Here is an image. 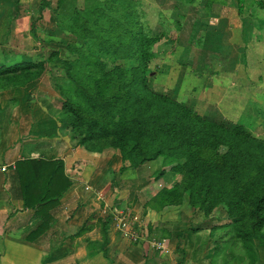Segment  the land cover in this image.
<instances>
[{
  "label": "trees",
  "instance_id": "obj_1",
  "mask_svg": "<svg viewBox=\"0 0 264 264\" xmlns=\"http://www.w3.org/2000/svg\"><path fill=\"white\" fill-rule=\"evenodd\" d=\"M45 9L56 16L58 29L74 40L68 44L55 41L65 44L70 58L62 59L58 51H52L37 62L4 63L0 65V91L42 78L51 72L46 64H62L55 88L62 99V120L78 145L87 152H118L121 173L162 159L164 168L157 179L166 173L176 178L172 186L152 196L149 209L185 204L195 215L201 214L204 226L189 229L194 232L195 246L211 241L218 229L209 219L215 210H223L227 238L221 241L216 251L219 258L213 264L218 259L225 264H258L256 242L264 247V139L238 123L227 126L209 120L175 97L152 90L153 47L164 36L151 34L143 26L136 0H56L54 8L49 0H41L38 12ZM38 19L31 20L30 29L37 40ZM25 164L47 175L38 178L35 172L30 183L31 188L39 187L38 180H46L42 196L33 204L38 215L46 214L70 186L64 177L63 189L55 192L63 164ZM24 207L30 204L25 202ZM46 228L43 221L28 236L29 241Z\"/></svg>",
  "mask_w": 264,
  "mask_h": 264
},
{
  "label": "crops",
  "instance_id": "obj_2",
  "mask_svg": "<svg viewBox=\"0 0 264 264\" xmlns=\"http://www.w3.org/2000/svg\"><path fill=\"white\" fill-rule=\"evenodd\" d=\"M171 1L176 2V0ZM18 2L19 0H0V28L6 23L7 13L10 12L12 15L8 23H11L13 29L18 21L17 10L19 13L20 10L21 12L31 10L32 6L28 0L22 1V9L17 6ZM167 2L169 3L170 0ZM172 5L171 3L170 6ZM174 6L175 9L176 5ZM235 9L238 12L236 3ZM207 11L206 20H193L189 38L185 42L189 46L195 43V47H198L199 43L203 44L200 38L197 39L198 36L192 39L191 31L197 27H207L212 37L218 38L220 35L221 40L225 41L222 45L224 53L219 59L226 65H222V68L215 73L202 69L193 71L192 63L186 65L184 70L177 69L175 64H173L174 68L167 66L161 71L158 89L154 91L176 96L181 100V95H185L187 91L195 94V90L198 89L199 93L206 85L204 91H209V86L222 89L227 85L229 87L224 90L225 98L221 100V103H224L222 108L224 115L230 114L231 111L236 113L238 109L253 110V104L254 106H257V102L264 104V100L258 99L264 97V74L261 71L264 54H258L256 51L264 44L259 42L258 37L253 36L249 44L245 46L246 41L243 40L241 45L240 27L244 29L243 22H236V33L232 29L234 34H229L230 29L220 32L219 28L227 29L229 26L218 27L215 18L219 17L210 13L209 8L201 10L204 13ZM171 14L172 12L168 15ZM21 17L20 19L23 20V16ZM170 20L173 19L168 18V21ZM251 22L252 27L258 25L255 19ZM175 27L182 29L179 25ZM258 28L261 26L259 25ZM14 34V31L8 33L9 37H13ZM158 34L164 36L161 41L172 37L175 42L174 47L166 55L177 59L178 56L174 51L179 48L184 51V46L187 45L181 41L185 36L175 34L173 38L172 34L166 36L164 31ZM2 43L4 46L5 42ZM245 47L247 49L244 51ZM195 55L197 57L198 54ZM191 56L188 57L192 59ZM6 57L0 56V63L4 64L5 61L12 64L15 60L12 58L11 61V57ZM155 57L157 58V54ZM208 57L210 56L206 58ZM235 71L240 80L235 78ZM50 73L46 72L42 78L24 87H10L0 91V167H7L6 172L0 171V264H155L149 260L150 248L149 252H146L144 247L122 237L116 232L110 220L113 209L120 210L124 208L123 206L132 205L136 200L135 196L142 193L134 189L136 191L134 198L121 195L126 191L124 190L128 186L126 184L133 185L128 179L137 177V173L141 171L129 170L125 172L128 173L127 176L120 174L122 163L118 152L109 150L102 153L87 152L78 145V139L66 128L62 120L60 96L54 91L55 87L45 83V78ZM179 75L181 78L178 77ZM226 76L229 82L235 80L236 84H226L223 80ZM255 79L258 81H255L254 85L245 84ZM190 86L192 88H189ZM245 94L249 95L247 103H244L242 98ZM189 97L192 100L194 96ZM227 98L233 102L232 106L227 102ZM27 161L63 164L61 168L63 172L57 174L59 180L56 193L63 189L64 177L70 181L68 189L60 193L46 214L38 215L37 207H33L39 196L43 194L42 184L46 180H38L40 186L35 185L36 188L34 186L31 188L30 183L35 172H38L36 174L38 178L41 174V178L46 179L47 175L43 170L36 171L27 166L25 164ZM25 202L30 204V207H24ZM115 202L117 206H113ZM149 212L156 213L146 207V213ZM43 221L46 222L47 228L34 240L29 241L28 236L42 225ZM185 264L193 263L187 259Z\"/></svg>",
  "mask_w": 264,
  "mask_h": 264
},
{
  "label": "rangeland",
  "instance_id": "obj_3",
  "mask_svg": "<svg viewBox=\"0 0 264 264\" xmlns=\"http://www.w3.org/2000/svg\"><path fill=\"white\" fill-rule=\"evenodd\" d=\"M22 1L23 0H19L17 5L20 6V9H22ZM28 1L30 2L32 8L28 12H21L20 10L19 13L17 10L18 21L16 27H13L14 30L11 28V23H8L9 17H12V15L10 12L6 14V23L0 28V42H5V45L2 46L0 50H4L6 53L5 57H11V61L12 58H15V60L12 61V64L28 61L37 62L44 59L52 51H58L60 53L59 57L62 59H69L70 55L65 49V44L71 42L74 43V40L70 36H65L62 31L58 29L57 18L51 10L45 9L41 13L37 12V10L39 11L41 0ZM49 1L51 7L54 8L56 0ZM80 2H82V0H80ZM136 3H139L137 4V8L141 14V23L145 28H149L151 34H158L164 31L166 36L172 34L173 38H175V34H179V36L184 35L185 38L181 42L184 45H187L184 46L183 52L180 48L178 49L179 51H174L178 56L177 59L166 55L169 50L174 47L173 44L175 42L172 37L160 41L153 47V52L154 54H157V58H154L149 67V83L152 90L158 89L160 82L158 78L162 74L161 71L166 69L167 66L170 68L173 66L174 68L173 64H175L176 68L178 67L177 69H185L186 65L189 66V64L192 63L194 65L191 67L193 71H199L202 69L209 73H215L222 68V65H226L223 60L219 59L223 56L224 47L222 45L225 41L221 40L220 35H218V38H214V36L212 37L207 27H197L191 31L192 39L198 36L197 39L200 38L203 44L199 43L198 47H195V43L189 46L186 44L187 42H185L189 38L190 26L194 23L193 20H206L208 11L207 13H204L201 12L202 9L209 8L210 13L219 17L215 18V22L218 24V27L229 26L227 29L219 28L218 30L220 32H226L230 29L231 32L229 34H234L232 29L236 33V22H243L245 25L244 29L240 27L241 45L243 44V40L246 41L244 42L245 46L249 44L250 39L253 36L258 37L259 42L264 44V0H243L241 5H238L237 0H190V2L187 0H176V2L170 0L169 3L167 0H140V2ZM171 3L173 4L172 6H170ZM235 3L237 4L239 14L237 9H235ZM174 5H176L175 9ZM171 12L172 14L168 15ZM21 16H23V20L20 19L22 18ZM38 17L39 19L35 22V29L37 30L39 38L37 40L30 34V29L31 20H35ZM168 18L173 20L168 21ZM254 19L258 23L256 27H252L251 21ZM178 25L182 29L175 27ZM259 25L261 28H258ZM12 31H14L16 35L14 34L13 37H9L8 33H11ZM49 38H54V40H52L53 42L50 41V43H48L47 39ZM167 40H170V42H166ZM55 41H62L65 44H63V46L55 43ZM263 48L264 46L262 45L260 46V49L256 50L258 54H264ZM246 49L247 48L245 47L244 51ZM195 52L198 54L197 57ZM192 54L193 56H191ZM208 55L210 57L206 58ZM188 56H191L192 59ZM3 62L5 63V61ZM0 65H2V63H0ZM62 67V64H57V66L55 64H46V69L50 70L51 73L45 78V83H50V85L54 88L56 82H60L57 80L59 77L56 76L62 74ZM261 71L264 74V64L261 66ZM234 76L240 80L236 71ZM178 77L181 78L180 75ZM190 79L193 80L192 78ZM223 80H225L228 85L236 84L235 80H230L229 82L228 76L223 77ZM255 81H258V79H255L253 82L249 80L250 83L245 82V84L254 85ZM228 87L229 86L226 85V88ZM189 88L192 87L190 86ZM206 88L207 85L204 89ZM226 88L221 89L216 86H209V91H204L202 88L199 93L198 89L195 90V94L187 91L185 95H181V100H179L176 96L174 97L183 105L192 108L193 111L209 120L223 123L227 126H232L238 123L250 130L252 135L264 139V104L257 102V106H254L255 104L252 105L253 110L238 109V112L236 113H232L231 111L230 114L224 115L222 112L224 103L222 104L221 100L222 98H225L226 93L224 90H226ZM231 88H234V86H231ZM219 90H221V92H217ZM54 91L57 95H59L57 88H54ZM189 96L194 97L191 100ZM242 98L244 103L249 102L248 94H245V97ZM258 99L264 100V97H258ZM60 100H62L61 97ZM227 102H229L231 106L233 105L232 101L228 100ZM163 168L164 164L162 163V159L143 165L139 168L141 172L137 173V177L128 179L132 181L130 182L133 183V185L131 186L130 184H126L128 185L127 188L124 189L126 191L121 194L122 196L126 195V197L133 196L134 198L136 193L134 189H138L137 191L142 192L135 196L136 200L133 201L134 203L132 205L123 206L124 208L127 207L132 212V215H136L138 217V226L143 230V235L147 239L145 242L142 241L136 244L144 247L146 252L150 251L151 259L149 260L150 262H155V264H174V262H176V264H185L187 259L191 260L193 264H213V260H215L216 257L219 258L216 255V251L220 248L221 241L227 238L226 232L228 228L225 230L222 227L224 225L223 223L226 221V216L223 210L217 209L211 215L209 221L211 225L213 224L217 226L218 230L210 238L211 241L209 240L207 245L202 246H200V241L199 244L195 246L196 239H194V232L189 229L203 227L205 224L204 219H202L201 214L195 215L193 210L187 205L184 204L177 207H167L163 210L154 207L152 210L156 212L155 214L151 212H149V214L146 213V206L150 207V203L148 202L152 196L155 195L160 188H169L174 184L176 177L173 173H166L157 179L159 174L158 172ZM116 173L117 171H115V174ZM120 174L127 176L128 173ZM126 178L127 177H124V179ZM146 182L147 184L142 187ZM133 198L130 197V199ZM115 204L117 203L115 202L113 206H117ZM205 222L207 223V221ZM202 234L205 240L207 238L206 236L208 231H205ZM153 243L157 246L159 245L160 247H153ZM256 245L257 256L258 259H260L258 264H264V247L259 246L257 242ZM217 264H225V262L222 259H218Z\"/></svg>",
  "mask_w": 264,
  "mask_h": 264
},
{
  "label": "built area",
  "instance_id": "obj_4",
  "mask_svg": "<svg viewBox=\"0 0 264 264\" xmlns=\"http://www.w3.org/2000/svg\"><path fill=\"white\" fill-rule=\"evenodd\" d=\"M0 171L6 172L7 167H0ZM105 207H108L105 205ZM132 212L128 208H122L120 210H112L110 220L113 224L116 232H118L122 237L126 238L132 243H138L141 241H146V237L143 235L144 232L138 226V217L132 215ZM156 247V244H152ZM157 247H160L159 245Z\"/></svg>",
  "mask_w": 264,
  "mask_h": 264
}]
</instances>
